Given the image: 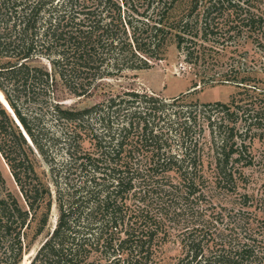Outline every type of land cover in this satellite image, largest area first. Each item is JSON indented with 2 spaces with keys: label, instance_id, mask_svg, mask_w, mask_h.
Listing matches in <instances>:
<instances>
[{
  "label": "trees",
  "instance_id": "1",
  "mask_svg": "<svg viewBox=\"0 0 264 264\" xmlns=\"http://www.w3.org/2000/svg\"><path fill=\"white\" fill-rule=\"evenodd\" d=\"M235 34L264 47V0H0V155L20 193L0 168V264L22 261L54 204L29 264H264V190L248 187L264 166L251 148L264 145V81L240 65L207 73ZM172 43L203 70L193 90L67 104ZM218 83L238 88L229 102L187 98Z\"/></svg>",
  "mask_w": 264,
  "mask_h": 264
},
{
  "label": "rangeland",
  "instance_id": "2",
  "mask_svg": "<svg viewBox=\"0 0 264 264\" xmlns=\"http://www.w3.org/2000/svg\"><path fill=\"white\" fill-rule=\"evenodd\" d=\"M231 34H233V32H231L230 35ZM246 37V35L242 36L235 34L232 39L228 40L226 46H228L229 50H227V53L224 52L221 56L218 55L219 63L215 67L207 68V73L209 75L225 73L232 65H240L251 72L255 73L257 71L255 74L264 81V47L254 43L253 40ZM201 72H203V70L199 69L198 66L187 63L183 53L172 43L169 45L165 57L153 63L150 68L127 71L122 78L103 81L100 83L99 88L94 92L93 96L91 94L86 98H71L67 100V104H74L78 107L86 106L101 100L108 92L117 94L123 87L145 89L160 93L167 97H172L182 92L193 90L191 89L193 80L198 79L200 77L198 75H200ZM237 91L238 88L231 83L207 84L202 87L198 86L197 90L194 93L188 94L187 98L200 102H229L233 94ZM0 97L5 99L2 92H0ZM210 138L211 135L207 129L204 138L207 144H209ZM251 142V148L257 161L264 159V145L262 142L258 138H254ZM35 165L37 172L43 178H48L47 181L51 182L50 177L46 174L49 170V166L42 156H36ZM0 168L6 178L9 190L20 198L19 188L14 181L9 166L1 155ZM248 173L250 174L248 187L257 192L264 190V166L258 163L253 168L248 169ZM57 213L58 210L54 204L46 229L34 239L31 248L24 253V257L19 264H29L31 262L50 231L53 230L56 224ZM163 251H165L164 256L167 257L171 263L176 261L181 254V248L178 242L166 244L163 247Z\"/></svg>",
  "mask_w": 264,
  "mask_h": 264
},
{
  "label": "water",
  "instance_id": "3",
  "mask_svg": "<svg viewBox=\"0 0 264 264\" xmlns=\"http://www.w3.org/2000/svg\"><path fill=\"white\" fill-rule=\"evenodd\" d=\"M6 107H7V108L9 109V111L15 116L14 111H12L8 105H6ZM15 117H16V116H15Z\"/></svg>",
  "mask_w": 264,
  "mask_h": 264
},
{
  "label": "bare ground",
  "instance_id": "4",
  "mask_svg": "<svg viewBox=\"0 0 264 264\" xmlns=\"http://www.w3.org/2000/svg\"><path fill=\"white\" fill-rule=\"evenodd\" d=\"M6 103H7V105L10 107V109H11V106L9 105V103H8V101L6 100ZM12 110V109H11Z\"/></svg>",
  "mask_w": 264,
  "mask_h": 264
}]
</instances>
